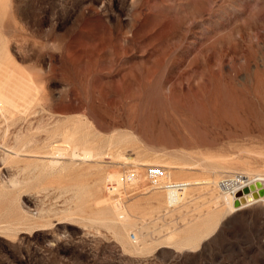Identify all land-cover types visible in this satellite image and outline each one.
Instances as JSON below:
<instances>
[{
	"label": "rangeland",
	"instance_id": "rangeland-1",
	"mask_svg": "<svg viewBox=\"0 0 264 264\" xmlns=\"http://www.w3.org/2000/svg\"><path fill=\"white\" fill-rule=\"evenodd\" d=\"M0 95V264H264V0H0Z\"/></svg>",
	"mask_w": 264,
	"mask_h": 264
},
{
	"label": "built area",
	"instance_id": "built-area-1",
	"mask_svg": "<svg viewBox=\"0 0 264 264\" xmlns=\"http://www.w3.org/2000/svg\"><path fill=\"white\" fill-rule=\"evenodd\" d=\"M239 177L235 179L231 184H228L226 188L229 190L230 193H236L238 191H242L245 187H249L251 184H256L257 182L261 183V187H255L254 190H249L247 193H242L244 196L239 197L236 196L235 198L239 200V210L246 209L248 207H251L255 204L260 203L261 197H264V174L263 175H241L240 173H237ZM236 174V175H237ZM147 175L150 177L151 181L153 182L156 187L160 188H176L177 191H181L184 189L185 182L179 181V182H167L162 181L161 178L164 176L166 177V172L163 168L159 167H148L147 168ZM162 182V183H161ZM114 186L109 187L110 191L114 190ZM263 191V195H259L257 198L253 197V193H259V191ZM234 202V201H233Z\"/></svg>",
	"mask_w": 264,
	"mask_h": 264
},
{
	"label": "bare ground",
	"instance_id": "bare-ground-1",
	"mask_svg": "<svg viewBox=\"0 0 264 264\" xmlns=\"http://www.w3.org/2000/svg\"><path fill=\"white\" fill-rule=\"evenodd\" d=\"M1 95H0V110H1V106L5 103V101L3 99H1ZM7 104V103H6ZM85 153V152H84ZM86 156L89 157V153H85ZM85 157V156H84ZM91 157V156H90ZM174 168V167H173ZM176 168V167H175ZM182 168V167H181ZM241 175H250V173H245V172H240ZM264 174V171H259L258 173H255V175H263ZM132 175V174H131ZM134 175V174H133ZM109 176H112V175H109ZM136 176V175H135ZM115 177V175L113 176ZM119 177V176H118ZM134 177V176H133ZM239 177V175H234L232 178H228V179H222L221 181H219L218 185L220 187V192L222 191V199H224V203L226 204V206L228 207V209L231 211V212H236V211H239V208L240 207H235L233 205V201L236 199V195L235 193H230L229 190L226 188V186L228 184H231L235 179H237ZM112 179V178H111ZM164 179V178H163ZM170 179V178H169ZM168 179V176L166 177V180H168L167 182H171L170 180ZM165 180V181H166ZM135 181V180H133ZM210 181V180H209ZM209 181H203V180H194V181H189V182H185V185L188 186V185H198V184H204V183H207ZM211 182V181H210ZM158 188V187H157ZM115 189V187H114ZM166 189H169V188H166ZM244 196V194H241L239 197H242ZM217 202V201H216ZM261 202H264V197H261V200H260V203Z\"/></svg>",
	"mask_w": 264,
	"mask_h": 264
},
{
	"label": "water",
	"instance_id": "water-1",
	"mask_svg": "<svg viewBox=\"0 0 264 264\" xmlns=\"http://www.w3.org/2000/svg\"><path fill=\"white\" fill-rule=\"evenodd\" d=\"M255 187H261V183H260V182H257V183L254 184V185L251 184L249 187H245L242 191H238V192L236 193V196H239V195H241L242 193H247V192H249V190H254ZM259 195H260V196L263 195V191H262V190H260L259 193H255V192L253 193V197H254V198H257ZM233 205H234L235 207H239V205H240L239 200L235 199L234 202H233Z\"/></svg>",
	"mask_w": 264,
	"mask_h": 264
}]
</instances>
